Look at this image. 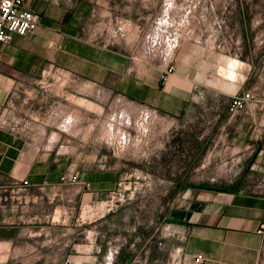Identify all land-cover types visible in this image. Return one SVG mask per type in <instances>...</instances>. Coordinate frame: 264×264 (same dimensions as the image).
Here are the masks:
<instances>
[{"label":"crops","instance_id":"obj_1","mask_svg":"<svg viewBox=\"0 0 264 264\" xmlns=\"http://www.w3.org/2000/svg\"><path fill=\"white\" fill-rule=\"evenodd\" d=\"M141 1L29 0L40 26L0 44V180L57 186L63 177L77 175L99 181L90 196L110 190L106 172L92 166L94 155L102 162L101 151L89 149L84 135L78 148L70 132L76 127V108L39 90L54 75L116 91L166 121L187 124L200 120L206 92L207 98L216 97V132L227 131L234 151L251 157L252 175L264 176V77L253 69L264 64V53L242 61L185 41L174 60L175 72L162 82V68L138 62L123 44L105 38L113 20L139 29ZM238 2L236 19L248 40L249 12ZM245 90H254L263 102L251 114L231 112V97ZM82 94L85 101L91 96ZM48 106L47 115L43 110ZM189 199L188 206L162 216L169 264H194L198 254L203 264H264V236L257 233L264 223V193L232 185L197 190ZM17 227L0 223V240L13 241ZM69 258L70 264H96L93 254Z\"/></svg>","mask_w":264,"mask_h":264},{"label":"rangeland","instance_id":"obj_2","mask_svg":"<svg viewBox=\"0 0 264 264\" xmlns=\"http://www.w3.org/2000/svg\"><path fill=\"white\" fill-rule=\"evenodd\" d=\"M242 2L249 12L248 40L236 19L238 0H142L139 29L113 20L105 38L157 68L174 61L185 41L242 61L259 58L264 53V0ZM176 36L181 41L175 50ZM224 41L231 49L219 47ZM253 69L264 77V64ZM42 86L41 93L49 91L76 108V127L70 132L78 148L84 135L89 149L101 151L102 162L94 155L92 166L106 172L110 190L90 196L98 180L77 175L74 184L26 189L0 180V223L19 226L13 241L0 240V264H70V256L86 254H93L96 264H169L164 213L188 206L197 190L232 185L251 190L262 179L252 175L251 157L229 145L227 131L216 132L214 96L202 99L200 120L169 123L101 86L58 75ZM83 91L92 104L83 99ZM49 107L43 110L47 115Z\"/></svg>","mask_w":264,"mask_h":264},{"label":"built area","instance_id":"obj_3","mask_svg":"<svg viewBox=\"0 0 264 264\" xmlns=\"http://www.w3.org/2000/svg\"><path fill=\"white\" fill-rule=\"evenodd\" d=\"M28 4L29 0H1L0 44H10L13 41L15 35L27 36L31 33H34L38 29V27L40 26V16L32 9H30ZM180 41L181 38L176 36V40H174L173 49L176 50V48H179ZM219 47L222 49H231V45H229L227 41H224ZM161 68V81L166 82L169 76L175 72L173 58H171L167 62V64H165ZM206 94V92H203L201 96L202 99L207 98ZM262 102L263 100L257 94V92H255L254 90H245L242 93L231 97L230 111L233 113L243 111L245 114H251L253 110L256 109ZM148 109H150L149 113H156L153 109ZM173 120L174 119H171L168 122L170 123V121ZM62 181L65 183L68 182L74 184L77 183V177L75 175L63 177ZM21 186L26 189L29 188L31 185L29 181L25 180L23 181V184ZM84 186L85 188H90V184L88 182H84ZM251 190L264 193V176H262L261 181L255 184V186ZM257 233L261 236H264V223L259 226ZM204 261L205 258L201 254H198L193 259L194 264H203Z\"/></svg>","mask_w":264,"mask_h":264},{"label":"bare ground","instance_id":"obj_4","mask_svg":"<svg viewBox=\"0 0 264 264\" xmlns=\"http://www.w3.org/2000/svg\"><path fill=\"white\" fill-rule=\"evenodd\" d=\"M127 116H128V115H127ZM129 116H130V115H129ZM158 117H159V116H158ZM160 121H162V122H163L164 120H162V118H161V119H160ZM160 121H159V122H160ZM159 122H158V123H159ZM159 125H160V124H159ZM161 125H162V124H161Z\"/></svg>","mask_w":264,"mask_h":264}]
</instances>
